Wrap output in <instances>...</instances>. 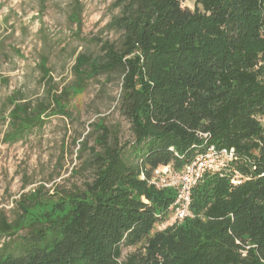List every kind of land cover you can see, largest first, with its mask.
<instances>
[{"label": "trees", "instance_id": "16d2710c", "mask_svg": "<svg viewBox=\"0 0 264 264\" xmlns=\"http://www.w3.org/2000/svg\"><path fill=\"white\" fill-rule=\"evenodd\" d=\"M182 1H113L106 27L116 36L98 39L96 55L75 57L74 87L117 73V110L132 140L91 123L80 150L91 180L36 214L25 195L15 218L1 210L0 264H264V0H195L194 10ZM198 27L217 44H202ZM64 93L9 99L3 142L65 115ZM209 145L234 148L229 170L192 188L193 217L155 230L175 189L147 180L162 165L180 170ZM127 246L135 249L123 257Z\"/></svg>", "mask_w": 264, "mask_h": 264}, {"label": "rangeland", "instance_id": "374dc122", "mask_svg": "<svg viewBox=\"0 0 264 264\" xmlns=\"http://www.w3.org/2000/svg\"><path fill=\"white\" fill-rule=\"evenodd\" d=\"M113 1L0 0V211L10 220L23 212L18 205L23 195L33 215L49 209L63 190L82 188L91 180L92 170L84 164L88 151L80 153L91 123L103 121L121 143L132 140L129 122L117 110V73L89 79L82 89L74 87L75 57L96 55L98 39L116 36L106 27L117 10ZM230 2L238 6L236 0ZM181 5L191 10L196 6L195 0ZM198 29L202 44H217L205 28ZM64 89L65 115L49 116L41 130L22 141L3 142L9 99L36 102L48 91L62 94ZM260 123L264 127V117ZM95 134L87 138L86 148L93 145ZM163 228L155 226V230ZM134 249L124 247L123 257Z\"/></svg>", "mask_w": 264, "mask_h": 264}, {"label": "built area", "instance_id": "2783aa9c", "mask_svg": "<svg viewBox=\"0 0 264 264\" xmlns=\"http://www.w3.org/2000/svg\"><path fill=\"white\" fill-rule=\"evenodd\" d=\"M235 158V150L232 147H216L209 145L203 152L184 164L180 170H174L170 165H162L153 171V176L147 180L157 188L171 187L175 189V198L167 207L166 220L158 226L165 227L168 224L180 222L191 215V190L206 174H222L229 170ZM235 177L231 182L237 184L239 175L235 171ZM143 178V176L141 175ZM170 219V222H168Z\"/></svg>", "mask_w": 264, "mask_h": 264}]
</instances>
